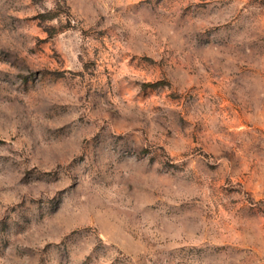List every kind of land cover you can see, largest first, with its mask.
I'll use <instances>...</instances> for the list:
<instances>
[{
  "label": "rangeland",
  "instance_id": "rangeland-1",
  "mask_svg": "<svg viewBox=\"0 0 264 264\" xmlns=\"http://www.w3.org/2000/svg\"><path fill=\"white\" fill-rule=\"evenodd\" d=\"M0 264H264V0H0Z\"/></svg>",
  "mask_w": 264,
  "mask_h": 264
}]
</instances>
